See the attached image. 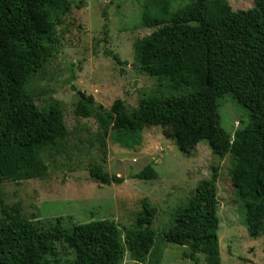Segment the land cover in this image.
Returning a JSON list of instances; mask_svg holds the SVG:
<instances>
[{
	"label": "trees",
	"instance_id": "trees-1",
	"mask_svg": "<svg viewBox=\"0 0 264 264\" xmlns=\"http://www.w3.org/2000/svg\"><path fill=\"white\" fill-rule=\"evenodd\" d=\"M254 1V8L240 12L224 0H193L176 12L170 11L171 0L147 5L143 26L157 30L137 45L138 68L163 82L170 95L143 96L133 110L117 100L97 113L93 99L84 96L75 114H96L104 134L113 132L127 149L141 143L145 129L161 127L172 130L185 154L207 142L220 159L231 155V181L246 209L249 233L257 238L264 231V0ZM71 10V0H0V181L18 179L23 171L46 172L43 152L69 136L60 105L40 108L28 88L59 56L57 26ZM109 55L123 64L118 55ZM226 96L249 113L248 125L234 135L222 127L220 102ZM92 176L104 185L124 182L100 167ZM135 178L153 180L157 173L150 166ZM218 178L215 168L188 205L176 211L164 235L168 243L188 248L183 257L196 264L199 255L207 256L209 264H221ZM156 216V208L143 201L124 240L109 220L67 229L58 219L40 229L0 194V264H63L49 258L56 257L57 243L74 251L69 264H124L127 252L134 264H145L157 240Z\"/></svg>",
	"mask_w": 264,
	"mask_h": 264
},
{
	"label": "rangeland",
	"instance_id": "rangeland-1",
	"mask_svg": "<svg viewBox=\"0 0 264 264\" xmlns=\"http://www.w3.org/2000/svg\"><path fill=\"white\" fill-rule=\"evenodd\" d=\"M72 10L57 26L60 53L32 79L29 92L40 108L58 103L65 116L69 136L42 157L44 173L23 171L18 179L0 181V194L8 206L19 205L22 216L40 229H48L61 219L67 229L77 224L109 220L117 224L122 240L125 230L134 227L147 200L156 208L153 229L157 233L154 250L145 264H196L184 259L188 248L168 243L178 209L185 208L201 181L211 179L219 169L218 216L221 264H264V231L253 238L246 223V209L231 181L234 159L214 155L207 142L188 154L177 147L170 129L153 127L141 134V143L124 148L114 133L105 135L98 118L77 116L82 97L92 98L95 112L111 109L117 100L129 110L138 107L141 97L170 95L163 82L140 72L137 45L157 29L143 26L145 7L157 0H71ZM193 0H171L176 12ZM234 12L255 7L254 0H224ZM153 11L156 7L152 5ZM118 55V64L109 55ZM222 127L235 134L249 123L248 111L230 96L220 102ZM152 167L153 180L135 176ZM100 167L110 177L124 182L104 185L92 176ZM56 258L63 264L75 260L66 244L57 243ZM199 264H209L199 255ZM124 264H134L127 252Z\"/></svg>",
	"mask_w": 264,
	"mask_h": 264
}]
</instances>
